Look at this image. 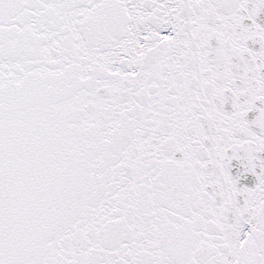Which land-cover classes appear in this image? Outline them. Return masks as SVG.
I'll use <instances>...</instances> for the list:
<instances>
[{"label": "snow or ice", "instance_id": "1", "mask_svg": "<svg viewBox=\"0 0 264 264\" xmlns=\"http://www.w3.org/2000/svg\"><path fill=\"white\" fill-rule=\"evenodd\" d=\"M0 264H264V0H0Z\"/></svg>", "mask_w": 264, "mask_h": 264}]
</instances>
